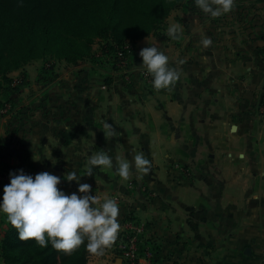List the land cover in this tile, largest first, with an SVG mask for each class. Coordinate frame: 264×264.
Masks as SVG:
<instances>
[{
    "label": "crops",
    "instance_id": "crops-1",
    "mask_svg": "<svg viewBox=\"0 0 264 264\" xmlns=\"http://www.w3.org/2000/svg\"><path fill=\"white\" fill-rule=\"evenodd\" d=\"M251 8L197 22L191 15L179 42L164 44L180 68L167 90L155 91L146 69L120 74L104 57L65 72L22 71L25 83L8 93L11 111L0 112V168L48 171L71 194L78 184L64 176L83 175L88 156L107 149L115 163L143 153L147 174L122 180L115 168H97L80 182L116 199L121 227L129 215L146 223L154 264H264V9ZM105 121L116 137L105 138ZM5 222L0 215V234ZM88 264L125 262L107 248Z\"/></svg>",
    "mask_w": 264,
    "mask_h": 264
},
{
    "label": "trees",
    "instance_id": "trees-1",
    "mask_svg": "<svg viewBox=\"0 0 264 264\" xmlns=\"http://www.w3.org/2000/svg\"><path fill=\"white\" fill-rule=\"evenodd\" d=\"M183 1L0 0V110L7 103L13 107L8 93L24 84H14L11 72H22L26 64L46 56L69 65L98 62L91 51L97 38L103 40L101 52L109 53L116 67L117 52L126 57V40L134 42L155 34L169 12ZM4 94L6 98H2ZM121 236L119 232L114 244L125 240ZM143 241L157 251L150 237ZM90 255L84 244L69 255L50 243L41 247L35 240H20L7 220L0 234V264H88Z\"/></svg>",
    "mask_w": 264,
    "mask_h": 264
},
{
    "label": "clouds",
    "instance_id": "clouds-1",
    "mask_svg": "<svg viewBox=\"0 0 264 264\" xmlns=\"http://www.w3.org/2000/svg\"><path fill=\"white\" fill-rule=\"evenodd\" d=\"M234 2L195 0L196 6L211 17L229 13ZM164 34L174 41H179L183 35L178 24L169 25ZM211 42L210 38L202 41L204 46ZM139 55L141 64L152 77L151 85L155 91L167 90L176 84L180 68L170 66L169 57L155 44L142 48ZM183 63V59L177 61L178 66ZM101 129L106 139L117 136V129L110 122L105 121ZM33 158L39 161L48 157ZM97 168L101 171L115 168L122 180H128L132 170L137 174L149 173L151 161L143 153L134 154L131 161L117 158L115 163L107 149L92 154L86 159L83 175L71 170L64 176L68 182L78 184V192L71 194L58 187L61 177L48 171L34 176L23 169L10 171V183L4 186L0 199V215L17 230L20 240H35L41 247L50 243L54 249L69 255L84 244L89 253L102 255L117 240L121 225L116 199L105 196L101 200L91 194L90 184L80 182L82 176L94 175Z\"/></svg>",
    "mask_w": 264,
    "mask_h": 264
},
{
    "label": "rangeland",
    "instance_id": "rangeland-1",
    "mask_svg": "<svg viewBox=\"0 0 264 264\" xmlns=\"http://www.w3.org/2000/svg\"><path fill=\"white\" fill-rule=\"evenodd\" d=\"M246 5L251 6L254 9V11H252V12L255 15H258L259 14L258 11H261L264 9V0H235L233 8H235V7L243 8ZM201 14H204V13L196 6L195 0H184L178 7L172 9L169 12L168 16L165 18V20L163 22V25L161 26V28L159 30L156 31L155 34L149 33L147 36H145L141 39L135 40L134 42L131 40H126L123 47L126 50V57L124 56V58H125V61H126L125 64H127V67L124 68V66L119 67V66L115 65L117 68H119L120 72H123L120 74H126V73H124V71H127L129 69L128 66H130L131 71L136 70L137 68L145 69L143 67V65H140L139 52L141 51L142 48L150 46V44H155L162 52H164L167 55L168 49L166 46H164V44H167V43L171 44V43L176 42V41L172 40L171 38H168L166 36V34H164L166 29L169 27V25L178 24L179 27L181 28V26L183 24H185L191 20V15L195 16V18L197 19L196 20V22H197L199 20V18H202ZM157 39L161 40L160 46L158 43H155L157 41ZM102 43H103V40H101L100 38L95 39L94 43L92 44L91 51H92L95 59H100V58L104 57L105 58V59H103V62L105 63L104 65L110 66L111 64L108 63L107 60H109V58L111 56L109 55V53L104 54L101 52L100 48L102 47ZM112 59L113 58H110V60H112ZM127 60H128V62H127ZM90 63H94V62H92V60H91ZM29 65H30V67H27ZM66 66H67V64L64 61L57 60L54 57L46 56L44 59L32 61L31 63L26 64L22 68H29V69H23V72L24 73L30 72L31 73L30 76L32 77L33 74H35V72H37V71L42 72V67L45 68V70H48L49 72H51V71L53 72V70L65 72L67 70ZM105 67L106 66L101 67L98 65L99 69H105ZM18 71H19V73L14 75V72H18ZM23 72H21L20 70H17V71H13L9 74L11 78H14L13 79L14 84L20 78H23L22 77V76H24ZM144 73H146V71H144ZM25 80H26V78L24 76V78L22 79L23 83H25ZM151 80H152V78H151ZM42 84L43 83H37L36 81H33V82L31 81V86H34V87H38ZM2 98H3V96H2ZM11 109H12V107H11ZM11 109L9 111H11ZM2 170H10V169L3 166L0 171H2ZM4 184H6V183H4Z\"/></svg>",
    "mask_w": 264,
    "mask_h": 264
},
{
    "label": "built area",
    "instance_id": "built-area-1",
    "mask_svg": "<svg viewBox=\"0 0 264 264\" xmlns=\"http://www.w3.org/2000/svg\"><path fill=\"white\" fill-rule=\"evenodd\" d=\"M116 55V65L119 67L125 66L126 61L122 52L118 51ZM22 79L20 78L15 84L21 83ZM261 106L264 108V90L261 94ZM10 109V104H6L0 112L7 113ZM10 171L12 170L0 171L1 183H10ZM146 229V223L138 221L133 216H126L119 230L122 234L121 237H125V240L121 238L116 244H113L110 247L111 254L122 259L125 264H154L156 252L151 244H145L143 241L144 237H149Z\"/></svg>",
    "mask_w": 264,
    "mask_h": 264
}]
</instances>
